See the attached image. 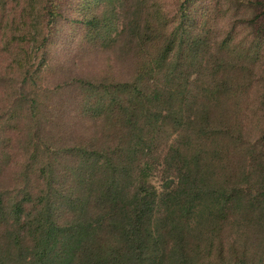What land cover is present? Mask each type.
<instances>
[{
	"label": "trees",
	"instance_id": "16d2710c",
	"mask_svg": "<svg viewBox=\"0 0 264 264\" xmlns=\"http://www.w3.org/2000/svg\"><path fill=\"white\" fill-rule=\"evenodd\" d=\"M28 5L0 74V264H264V0ZM63 25L134 64L57 84L77 112L38 88Z\"/></svg>",
	"mask_w": 264,
	"mask_h": 264
},
{
	"label": "rangeland",
	"instance_id": "374dc122",
	"mask_svg": "<svg viewBox=\"0 0 264 264\" xmlns=\"http://www.w3.org/2000/svg\"><path fill=\"white\" fill-rule=\"evenodd\" d=\"M30 0H0V74H4L8 67L10 70L11 62L20 56L16 48V42L13 41L14 36L18 34L15 30V24L23 21L21 20V13L23 7L29 6ZM39 5L35 7L36 13L30 14L32 11L28 8V13L25 22L28 25L24 26L25 32L33 31L30 25L32 20L39 15ZM93 9H87L83 16H88ZM44 24V21H41ZM34 24V23H33ZM227 25L222 26L225 31ZM61 33L55 39L62 43L63 48L54 55V69L48 71L42 76V81L39 82L38 88L42 93H45L47 103L56 104L57 100L70 104L72 109L68 112H77L75 103V93L71 90L54 91L57 84H62L64 81L73 76L88 78V80H102L104 76L109 75L120 81L127 71L133 72L134 64L125 63L121 59V50L119 48L110 52L102 49H94L89 45H83L80 37L75 36L73 28L68 25L60 27ZM224 33L221 32L220 39L223 38ZM25 43V42H24ZM56 60V61H55ZM54 71V74L52 73ZM59 71V74L57 72ZM0 78V113L5 112L11 105L10 97L13 93L12 84L16 83L14 79L9 83H2ZM39 89V90H40ZM44 95V94H43ZM59 108L63 111L66 105L59 103ZM72 128V124L67 125ZM255 131H253L250 140L254 139ZM154 182L161 186L160 177L154 176ZM160 181V182H159Z\"/></svg>",
	"mask_w": 264,
	"mask_h": 264
}]
</instances>
